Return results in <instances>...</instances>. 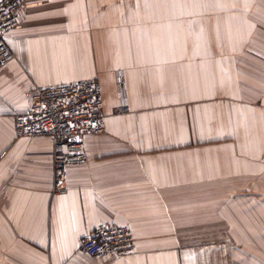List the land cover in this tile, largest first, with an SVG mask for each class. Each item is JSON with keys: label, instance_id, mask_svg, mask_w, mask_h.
Segmentation results:
<instances>
[{"label": "crops", "instance_id": "1", "mask_svg": "<svg viewBox=\"0 0 264 264\" xmlns=\"http://www.w3.org/2000/svg\"><path fill=\"white\" fill-rule=\"evenodd\" d=\"M7 43L0 264H264V0H26ZM74 80L98 82L104 130L52 194L53 140L14 118ZM102 223L130 254L79 250Z\"/></svg>", "mask_w": 264, "mask_h": 264}, {"label": "built area", "instance_id": "2", "mask_svg": "<svg viewBox=\"0 0 264 264\" xmlns=\"http://www.w3.org/2000/svg\"><path fill=\"white\" fill-rule=\"evenodd\" d=\"M25 2L0 0V69L15 57L7 43V34L18 24ZM127 111L126 106L117 109L119 113ZM104 124L98 82L74 80L56 86H35L29 107L14 118V134L17 138H52L51 192L62 194L66 191L67 168L86 160L82 138L103 132ZM132 249L129 224H99L79 242V250L91 258L126 256Z\"/></svg>", "mask_w": 264, "mask_h": 264}]
</instances>
